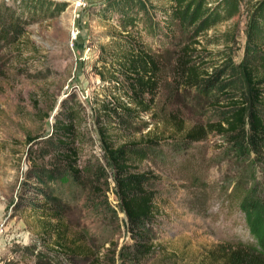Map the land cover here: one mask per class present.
Segmentation results:
<instances>
[{
    "label": "rangeland",
    "instance_id": "1",
    "mask_svg": "<svg viewBox=\"0 0 264 264\" xmlns=\"http://www.w3.org/2000/svg\"><path fill=\"white\" fill-rule=\"evenodd\" d=\"M48 1L65 7L54 18L25 26L12 48L0 45V264H99L127 241L125 218L115 209L114 196L108 193L107 198L116 210L115 217H99L84 207L83 198L55 202L52 207L60 213L63 234L59 242L62 247L57 249L52 243L59 251L52 253L47 249L52 245L41 243L39 236L46 219L26 209L28 202H43L36 192L39 187L29 170L26 152L32 146L27 139L39 140L49 134L58 108L73 101L83 110L92 140L82 154L91 151L101 160L93 126V103L101 98V85L94 65L100 47L105 46L108 52L114 49L108 34L118 32L117 20L105 12L111 0ZM150 1L156 6L165 4L164 0ZM255 1H242L235 16L200 35L191 48L209 52L204 55L205 61L213 65L220 62L214 52L227 48L232 62L239 65L246 9ZM2 2L12 10L18 9L19 0ZM152 20L158 22V17L138 21L133 36L160 65L162 79L152 107L156 118L152 119L162 121L147 117L135 120L129 136L121 139L135 142L160 138L153 155L139 166L156 179L150 186L156 221L150 227L151 253L144 264H220L219 259L214 261L221 258L219 252L232 249L264 264V255L259 252V247L264 252V213L255 209L247 217L240 208L247 194L253 200L257 193L264 194V152L257 159L249 156L245 162L235 160L223 154L222 142L213 134L180 143L186 130L204 124L206 104L191 90L178 88L171 81L177 49L187 35L175 24L166 34ZM230 34L232 40L224 46ZM175 121L181 129L170 138ZM84 158L80 157V164ZM49 223L56 221L51 219ZM251 231L259 238L258 248ZM78 246L84 253L79 252V258L66 255L67 250L75 251ZM114 261L118 264L116 256Z\"/></svg>",
    "mask_w": 264,
    "mask_h": 264
},
{
    "label": "trees",
    "instance_id": "2",
    "mask_svg": "<svg viewBox=\"0 0 264 264\" xmlns=\"http://www.w3.org/2000/svg\"><path fill=\"white\" fill-rule=\"evenodd\" d=\"M164 1L163 6H156L150 0H111L105 8V12L116 16L118 32L108 34L114 41V49L108 52L105 46L100 47L94 65L101 85V98L93 103V126L102 152L101 160L91 151L82 154L83 147H91L92 140L86 130L83 110L73 101L58 108L49 134L39 140L27 139V144L32 145L26 152L29 170L33 171L39 187L36 192L42 195L43 202H28L26 209L46 219L47 225L39 234L45 245L53 243L57 249L62 247L59 244L63 234L61 217L52 205L62 199L72 202L83 198L84 207L101 218L115 217L116 210L125 218L123 228L127 241L104 256L99 264H115L114 256L118 264H144L151 253L150 227L156 215L150 186L156 179L139 166L153 155L160 138L121 141L129 136L135 120L147 117L154 122L152 116L156 118L152 107L162 79L161 68L133 36L136 23L143 17L151 20L157 16L158 22L152 20V24L157 23L156 27L166 34L171 33L175 24L187 35L186 42L177 49L171 81L178 88L191 90L205 102L208 116L203 125L186 130L180 143L213 134L222 142L223 154L235 160L245 162L249 156L257 159L264 152V0L247 5L243 56L237 66L227 48L214 52L220 62L213 65L205 61L204 55H210L209 52L196 51L191 45L200 35L235 16L244 0ZM17 3L16 11L0 3V45L7 49L17 44L25 26L43 18H54L65 7L48 0H19ZM99 16L106 18L103 13ZM232 37L228 35L223 45ZM147 124L145 122L144 126ZM173 124L175 130L170 138L181 129L179 122ZM84 155L80 164L79 159ZM249 167L252 169V165ZM108 193L115 198L116 210L108 201ZM262 198L264 200L262 192L257 193L254 200L247 194L240 204L247 217L253 215L255 209L264 213ZM51 219L56 223H49ZM250 234L258 248V236L252 231ZM53 245L47 249L59 252ZM72 250H67L66 255L74 259L79 258V252L84 254L79 246ZM259 252L264 255L262 247ZM219 253L221 258L212 259L215 262L219 259L220 264H262L255 258L241 256L238 249Z\"/></svg>",
    "mask_w": 264,
    "mask_h": 264
}]
</instances>
